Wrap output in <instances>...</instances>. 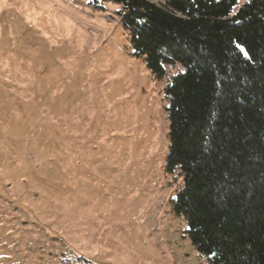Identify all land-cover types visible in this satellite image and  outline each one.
I'll use <instances>...</instances> for the list:
<instances>
[{"label": "rangeland", "instance_id": "obj_1", "mask_svg": "<svg viewBox=\"0 0 264 264\" xmlns=\"http://www.w3.org/2000/svg\"><path fill=\"white\" fill-rule=\"evenodd\" d=\"M105 6L0 0V264H210L166 170L180 66L155 79Z\"/></svg>", "mask_w": 264, "mask_h": 264}, {"label": "trees", "instance_id": "obj_2", "mask_svg": "<svg viewBox=\"0 0 264 264\" xmlns=\"http://www.w3.org/2000/svg\"><path fill=\"white\" fill-rule=\"evenodd\" d=\"M113 2L165 86L171 199L210 264H264V0Z\"/></svg>", "mask_w": 264, "mask_h": 264}]
</instances>
